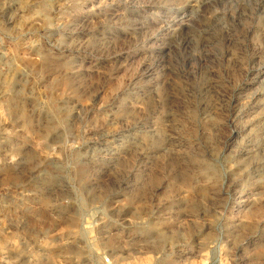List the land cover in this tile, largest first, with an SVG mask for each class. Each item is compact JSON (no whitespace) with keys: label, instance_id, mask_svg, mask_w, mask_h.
<instances>
[{"label":"rangeland","instance_id":"rangeland-1","mask_svg":"<svg viewBox=\"0 0 264 264\" xmlns=\"http://www.w3.org/2000/svg\"><path fill=\"white\" fill-rule=\"evenodd\" d=\"M0 264H264V0H0Z\"/></svg>","mask_w":264,"mask_h":264},{"label":"bare ground","instance_id":"bare-ground-1","mask_svg":"<svg viewBox=\"0 0 264 264\" xmlns=\"http://www.w3.org/2000/svg\"><path fill=\"white\" fill-rule=\"evenodd\" d=\"M197 1V0H196ZM190 2H192V1H190ZM198 3V2H197ZM191 4V3H190ZM192 4H194V3H192ZM190 6V5H189Z\"/></svg>","mask_w":264,"mask_h":264}]
</instances>
